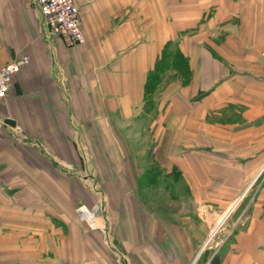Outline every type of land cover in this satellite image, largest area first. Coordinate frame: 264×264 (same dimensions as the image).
I'll return each mask as SVG.
<instances>
[{
  "label": "crops",
  "instance_id": "crops-1",
  "mask_svg": "<svg viewBox=\"0 0 264 264\" xmlns=\"http://www.w3.org/2000/svg\"><path fill=\"white\" fill-rule=\"evenodd\" d=\"M75 2L67 45L0 0V264H192L236 203L205 264H264V0Z\"/></svg>",
  "mask_w": 264,
  "mask_h": 264
},
{
  "label": "built area",
  "instance_id": "built-area-1",
  "mask_svg": "<svg viewBox=\"0 0 264 264\" xmlns=\"http://www.w3.org/2000/svg\"><path fill=\"white\" fill-rule=\"evenodd\" d=\"M46 33L52 38H59L67 45L84 41L80 27V11L75 0H34ZM30 61L28 55L0 64V100L12 89L13 78L23 65Z\"/></svg>",
  "mask_w": 264,
  "mask_h": 264
},
{
  "label": "rangeland",
  "instance_id": "rangeland-1",
  "mask_svg": "<svg viewBox=\"0 0 264 264\" xmlns=\"http://www.w3.org/2000/svg\"><path fill=\"white\" fill-rule=\"evenodd\" d=\"M156 168H151V175L146 176L147 181L145 180L144 183L148 187H154L156 184L155 177L157 176L156 173ZM154 199V198H152ZM103 200V199H102ZM102 200L98 201V194L96 193L94 195V201L90 204L92 209H91V214L94 216L100 222L105 224V216L103 213V208H102ZM104 201V200H103ZM239 204V202H238ZM237 203L234 207H232V211L230 215L227 217V219L224 221V223L220 226L218 230H216L214 233H212V236L210 239L207 241V245L205 246L200 258L195 262L192 261V264H205L207 258L209 257L210 253L214 249H218L222 246V244L227 240L228 237L231 236V233L236 225V223L239 221L240 213H241V208H237ZM107 215V213H106ZM101 227V225H100ZM206 250V251H205Z\"/></svg>",
  "mask_w": 264,
  "mask_h": 264
},
{
  "label": "water",
  "instance_id": "water-1",
  "mask_svg": "<svg viewBox=\"0 0 264 264\" xmlns=\"http://www.w3.org/2000/svg\"><path fill=\"white\" fill-rule=\"evenodd\" d=\"M4 122L8 125H11V126H14L15 125V121L13 119H10V118H7L4 120ZM102 208H103V213H104V216H105V225L108 226L109 223H108V218H107V215H106V208H105V204H104V201L102 200ZM233 209V208H232ZM232 209L226 214V216L224 217V219L221 221V223L215 228L214 232L216 230H218L220 228V226L224 223V221L227 219V217L230 215ZM108 229V227L106 228V230ZM213 232V233H214Z\"/></svg>",
  "mask_w": 264,
  "mask_h": 264
},
{
  "label": "trees",
  "instance_id": "trees-1",
  "mask_svg": "<svg viewBox=\"0 0 264 264\" xmlns=\"http://www.w3.org/2000/svg\"><path fill=\"white\" fill-rule=\"evenodd\" d=\"M210 264H219V259H218V255H217V254H215V255L212 257V259H211V261H210Z\"/></svg>",
  "mask_w": 264,
  "mask_h": 264
},
{
  "label": "bare ground",
  "instance_id": "bare-ground-1",
  "mask_svg": "<svg viewBox=\"0 0 264 264\" xmlns=\"http://www.w3.org/2000/svg\"><path fill=\"white\" fill-rule=\"evenodd\" d=\"M89 216H90V214H89ZM90 217H91V216H90ZM219 219H220V218H219ZM223 219H224V216L221 217L219 224L221 223V221H222Z\"/></svg>",
  "mask_w": 264,
  "mask_h": 264
}]
</instances>
